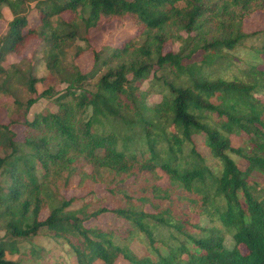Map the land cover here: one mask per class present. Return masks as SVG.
Returning <instances> with one entry per match:
<instances>
[{
	"label": "trees",
	"instance_id": "trees-1",
	"mask_svg": "<svg viewBox=\"0 0 264 264\" xmlns=\"http://www.w3.org/2000/svg\"><path fill=\"white\" fill-rule=\"evenodd\" d=\"M3 9L10 20L0 61L36 39L46 73L0 62V105L9 116L0 123V220L11 238H0V264H23L6 253L43 231L67 244L75 264H113L118 255L127 264H264V189L250 176L264 173V102L255 96L264 93V71L249 67L242 72L248 79L210 71L226 62L224 49L264 37V30L241 27L264 11V0H0V19ZM123 17L134 34L103 57L105 48L89 46V31ZM78 41L92 51L99 74V67L84 73L75 62ZM171 42L178 48L163 52ZM70 45L67 61L63 48ZM256 49L264 55V41ZM49 74L64 87L38 91ZM151 91L159 100L148 99ZM38 98L52 106L27 119ZM230 133L244 134L251 149L231 147ZM194 135L207 154L195 148ZM229 152L247 160L245 169ZM94 183L104 185L112 206ZM72 188L84 194L62 195ZM105 212L117 229L85 225ZM134 239L143 244L140 254L127 245ZM26 252L45 253L31 248L20 257Z\"/></svg>",
	"mask_w": 264,
	"mask_h": 264
},
{
	"label": "rangeland",
	"instance_id": "rangeland-1",
	"mask_svg": "<svg viewBox=\"0 0 264 264\" xmlns=\"http://www.w3.org/2000/svg\"><path fill=\"white\" fill-rule=\"evenodd\" d=\"M66 19H69L71 15L64 14L63 15ZM31 25H36L38 19L35 15L29 14L28 16ZM10 20V16L6 9H3V17L0 19V36L4 34L5 30L7 29V22ZM242 30L245 33H252L256 31L264 30V11H255L252 12L247 18L243 19L241 24ZM135 28L131 24L130 20L127 17H123L122 19H114L103 21L100 23L98 27L91 29L89 31V38L88 44L93 49L98 50L100 48H105L102 54L105 57L109 54L113 47L119 46L122 41L128 39L134 34ZM264 41V37L261 34L248 36L244 38L241 44L237 45L233 49H224L225 53L227 54V60L223 63L220 67H216V69H211L212 76H219V77H241L242 79H248L247 75L243 74L242 72L246 71L249 67L258 68L264 71V55L259 53L256 48H258ZM80 45H82L83 50L76 58L75 62L79 65L82 72H89L93 69H98V63H95L92 51L86 47V45L82 44L78 41ZM178 48V43L171 42L167 43L163 47V52H167L170 50H176ZM63 50L66 52V59L67 61L71 60L74 52L75 46H65ZM21 55L14 53L12 51H6L4 58L1 59V63L4 67H7L11 63H17L21 69L25 68L28 63L33 65V71L36 76L40 77L45 75L46 70L44 67V62L41 59L42 50L38 41L36 39L30 40L26 45L21 48ZM35 55V56H34ZM34 56V57H33ZM200 57V52H196L192 55V59L197 60ZM101 66L98 70L95 71V75L99 74L101 71ZM159 75V72L156 73ZM53 87L54 89L58 90L64 87V84L60 82L59 76H52L49 74L47 79L43 82H37L36 88L38 91L44 89L46 86ZM142 87L149 88L148 81L145 80L142 84ZM255 96L259 98L260 101L264 102V93H255ZM160 95L151 91L148 95V99L150 101H157L159 100ZM4 100L3 95H0V101ZM52 103L50 100H46L44 98H38V100L30 107L26 114L27 119H31L34 114L40 112L45 107H51ZM9 116L7 114L6 109L0 105V123H8ZM23 126L18 124L15 126L14 130L18 134V138L21 136V131ZM230 140L231 147H245L246 149H251V143L247 140V137L241 133V135H237L235 133L227 134ZM192 141L195 145V148L201 152L202 154H207V150L203 145V139L199 135L192 136ZM229 156L234 160L237 167L241 170L245 169L247 166V160L243 158L241 155H238L233 152H229ZM161 175L160 179L158 180L159 184L165 185L166 184V176L161 172L158 171ZM251 179H254L257 184V188L264 189V173L259 172H252L250 174ZM94 191L97 196L105 198V204L108 206H112L113 203L107 191L104 188V185L101 183H94L93 186ZM84 194L83 189H69L62 191V195L66 198L71 196H82ZM47 215V210H43L40 213V218H44ZM190 221H195L194 213L190 214ZM86 226H93L96 225L101 228H112L114 225L117 229L118 222L113 219V215L109 212H105L103 214L98 215L95 218H91L85 222ZM0 238L4 241H10L11 238L7 237L5 234V228L3 225L2 220H0ZM226 238V245L230 246L232 244V240L228 234H225ZM18 248V252L14 253H6V258L9 259H19L22 258L23 264H75V259L71 254L69 247L63 241L54 240L45 232H39L35 236H32L29 239H21L16 244ZM134 252L140 254L143 250V244L138 241L137 239L129 240L127 244ZM37 249L39 251L40 248H43L45 253H40L39 256H31L26 252L27 255L24 257H20L23 251L27 249ZM242 252L245 251L243 245L239 246ZM92 264H103L99 260H95ZM113 264H127L126 260L121 256L118 255L114 260Z\"/></svg>",
	"mask_w": 264,
	"mask_h": 264
}]
</instances>
